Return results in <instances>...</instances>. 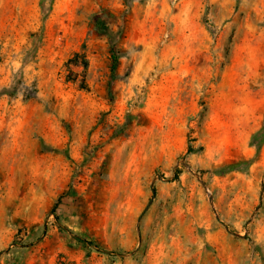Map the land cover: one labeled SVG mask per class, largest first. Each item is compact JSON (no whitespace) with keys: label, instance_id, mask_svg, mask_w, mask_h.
<instances>
[{"label":"rangeland","instance_id":"1","mask_svg":"<svg viewBox=\"0 0 264 264\" xmlns=\"http://www.w3.org/2000/svg\"><path fill=\"white\" fill-rule=\"evenodd\" d=\"M0 264H264V0H0Z\"/></svg>","mask_w":264,"mask_h":264},{"label":"trees","instance_id":"2","mask_svg":"<svg viewBox=\"0 0 264 264\" xmlns=\"http://www.w3.org/2000/svg\"><path fill=\"white\" fill-rule=\"evenodd\" d=\"M111 68L110 71L111 73L114 72L115 68H116V57L115 56H111ZM61 227V226H60ZM62 228V227H61ZM63 229V228H62ZM76 239H78L83 245L87 246V247H91V248H96L95 244H93L92 242H89L83 238H80L78 236H74Z\"/></svg>","mask_w":264,"mask_h":264}]
</instances>
